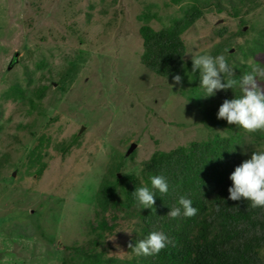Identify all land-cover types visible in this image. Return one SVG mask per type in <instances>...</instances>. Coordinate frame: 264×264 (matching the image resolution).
I'll use <instances>...</instances> for the list:
<instances>
[{
    "label": "rangeland",
    "instance_id": "rangeland-1",
    "mask_svg": "<svg viewBox=\"0 0 264 264\" xmlns=\"http://www.w3.org/2000/svg\"><path fill=\"white\" fill-rule=\"evenodd\" d=\"M141 3L160 10L155 21L165 16L164 26L160 21L156 28H169V17L180 19L191 8L201 11V19L182 32L184 66L168 78L140 62L139 26L153 25L136 18L142 9L138 4L146 5ZM113 9L119 14L114 16ZM237 11L239 19L233 15ZM110 14L116 20L108 25ZM82 33L83 41L78 38ZM221 54L237 81L251 70L249 61L264 66V0H0V264H60L56 245H81L85 238L80 231L94 208L101 215L111 210L124 214L122 195H116V205L108 191L99 198L102 189L116 182L115 170L107 173L109 166L116 168L128 155L118 177L135 173L143 182L142 163L154 151L212 135L203 116L216 96L206 97L187 83L196 84L200 77L199 71L192 72V57ZM176 74L183 78L182 86L174 84ZM59 84L68 97L57 90ZM43 85L46 96L34 98L30 110L27 102L16 105L8 97L9 86L27 95L33 89L37 94ZM236 89L240 97L241 89ZM58 108L69 116L63 118L67 121L56 117ZM55 132L61 133L51 138L56 151L49 161L26 159L41 137ZM101 137L110 145L104 150L100 145L94 155L92 145L101 143ZM244 137L258 143L256 151H264V137ZM70 138L79 145L63 153L62 144ZM61 199L62 209L57 204ZM59 211V234L52 246L46 237L53 233ZM124 223L119 220L121 228ZM105 248L114 256L112 244ZM259 255L264 260V246Z\"/></svg>",
    "mask_w": 264,
    "mask_h": 264
},
{
    "label": "trees",
    "instance_id": "trees-1",
    "mask_svg": "<svg viewBox=\"0 0 264 264\" xmlns=\"http://www.w3.org/2000/svg\"><path fill=\"white\" fill-rule=\"evenodd\" d=\"M138 7L142 9L136 18L153 22L152 26H139L143 46L140 62L155 75L168 78L184 66L185 45L182 32L192 24L195 25L202 16L201 11L191 8L180 19L169 17L171 18L169 28H156L155 24L161 21L163 25V18H165L161 16L155 21L157 17L154 13L160 10L152 3L145 6L138 4ZM117 12L119 14L118 9H113L111 13L116 16ZM240 14L241 11L233 13L238 19ZM110 18L113 19L107 22L108 25L116 20L112 14ZM100 25L105 27V22L104 24L100 22ZM78 35L79 40L82 41L86 36L85 33ZM44 69L47 70V67ZM200 79L201 77L197 79L196 84L187 83V86L200 89L206 94L205 89L201 87ZM26 80L29 84H36L28 77ZM12 86L8 88L11 92L8 97L13 99L16 105L28 103L29 110L34 98L46 96L47 86L45 85L41 90L37 89V94L33 89L29 90L27 95L23 92L18 95L17 87L14 86L12 90L10 89ZM58 88L60 89H56L68 97L66 93H63L60 84ZM13 92L17 93V97L12 96ZM236 93L238 90L235 88L218 91L215 94L216 99H213L211 106L204 111V125L208 130L211 129L212 135L208 134L206 138L199 141H186L180 147L170 151H154L142 163L143 182L135 173L121 174L118 177V174L122 172L121 166L125 165V159L130 158V156L127 157L128 155L122 157L123 161L117 163L116 168L111 169L109 166L107 173L115 170L116 182L102 189L99 198L108 191L106 196L114 198L115 201L112 204L116 205V195H122L124 201L121 205L125 207L124 214L116 215L117 210H111L101 215L94 208L93 216L86 224L87 228L80 231L81 236L85 238L83 243L72 247L62 245L61 249L56 245L60 256L56 258V261L60 264H67V262L75 264H264V260L259 255V249L264 246V208L252 209L248 206L249 202L243 198L240 201L228 199V188L232 185L229 179L230 174L243 160L250 159L258 144L246 140L244 135L257 139L264 137V131L249 133L235 125H229L226 120L217 119V112L221 105L218 100L239 97ZM55 115L62 118L59 120L63 122L68 120L63 119L64 117H69L59 108L55 111ZM206 122L209 123V127L206 126ZM228 129H231L229 134L226 133ZM57 133L61 132L41 137L38 147H33L26 159L40 162L43 157H47L49 161L56 151L51 138ZM122 143H127V140H122ZM73 144L79 145L74 138H70L68 143H63V153L68 154ZM100 145L104 150L105 145H110V140L107 137H101V143L93 144L96 150L94 155L99 153ZM156 175H163L166 178L169 185L167 194H161L152 187L151 178ZM105 176L107 177L106 174ZM140 187H147L154 193L155 204L152 208H143L133 195L134 191ZM181 196L192 201V206L197 209L196 215L192 217L183 215V208L179 205ZM63 203V199L57 200L61 209ZM217 205H219V211H216ZM175 207L181 208V215L173 219L167 214ZM35 215L38 217L39 213L36 211ZM106 215L112 220L111 224L105 220ZM59 218H62L60 211L54 215L53 233L48 237L43 235L52 246L55 245L59 234V229L56 228ZM120 219L125 222L122 228L119 225ZM153 231L163 232L172 243L158 254L137 256L128 244L131 242L135 246ZM111 244L114 249L116 248L114 256H110L111 253L105 248Z\"/></svg>",
    "mask_w": 264,
    "mask_h": 264
},
{
    "label": "clouds",
    "instance_id": "clouds-1",
    "mask_svg": "<svg viewBox=\"0 0 264 264\" xmlns=\"http://www.w3.org/2000/svg\"><path fill=\"white\" fill-rule=\"evenodd\" d=\"M249 64L251 70L237 81L232 78L233 69L228 65L224 55L192 57V72L199 71L200 84L206 91V97L214 96L218 91H227L239 86L242 95L224 99L219 106L217 119L226 120L229 125H235L252 133L264 131V66L252 61H249ZM225 75L229 77L227 80L224 79ZM182 81L181 75L173 76L174 84L182 86ZM229 179L232 185L228 188V199L240 201L243 198L249 202L248 206L252 209L264 208V151L252 152L250 159L243 160L235 167ZM151 185L161 194L168 193L169 185L163 175L153 176ZM133 195L143 208H152L155 204L154 193L147 187L136 189ZM179 205L182 206L185 217L196 215L197 209L192 206L190 199L181 196ZM219 210L217 205L216 211ZM167 215L175 219L181 215V208H172ZM170 243L172 241L163 232L153 231L135 246L130 242L128 247L137 256H151L160 253Z\"/></svg>",
    "mask_w": 264,
    "mask_h": 264
}]
</instances>
